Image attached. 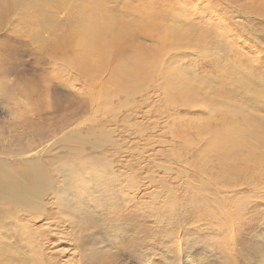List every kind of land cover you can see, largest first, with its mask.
Returning a JSON list of instances; mask_svg holds the SVG:
<instances>
[{
    "label": "rangeland",
    "instance_id": "374dc122",
    "mask_svg": "<svg viewBox=\"0 0 264 264\" xmlns=\"http://www.w3.org/2000/svg\"><path fill=\"white\" fill-rule=\"evenodd\" d=\"M10 1L0 176L37 163L48 184L41 213L0 196V264H264V176L245 146L208 140L264 122V0ZM93 2L148 58L133 89L102 64L84 90L94 102L51 64L73 58V14Z\"/></svg>",
    "mask_w": 264,
    "mask_h": 264
},
{
    "label": "bare ground",
    "instance_id": "6f19581e",
    "mask_svg": "<svg viewBox=\"0 0 264 264\" xmlns=\"http://www.w3.org/2000/svg\"><path fill=\"white\" fill-rule=\"evenodd\" d=\"M20 1L11 0L10 2L11 4H16ZM57 1L60 0H45L46 3H56ZM103 11H107V9L96 5L95 2L85 5L76 11L72 17L73 23L76 24L78 36V40H76L74 45V56L69 61L60 63L59 65H57L58 61L56 59L51 62L53 69L57 68L60 71L58 75L68 84L70 89L82 95H88L90 100L92 96L84 91L87 86L86 82L88 78H98L100 76L99 74L103 72L104 66L102 64L112 63L114 65L113 67L111 66L114 78L108 79L109 83L115 79L117 84L114 85V88L116 89L122 84L132 83L134 86L138 85L140 83L139 79H143L142 77H144V65L148 59L143 52H137V49L130 43L132 40L130 27L122 20L118 21L106 17ZM154 64L153 60L150 66ZM76 77L79 80L81 78L82 82L78 83L79 80ZM98 79L102 81L100 78ZM125 86L128 89H133L130 85ZM26 100L24 98L25 104L29 103ZM7 113L13 115V111L7 110ZM246 126L249 130L240 125L230 126L223 130L221 134L214 133L208 139L209 144L212 148H219L227 154L233 149L245 146L250 157L256 163L255 167L257 171L261 176H264V122L246 123ZM256 146L260 150L255 151ZM31 165L32 167L29 170L18 172L16 175L0 176V196L13 201L19 207H24L26 211L32 210L36 213H41L43 204L40 196L46 191L48 177L45 169L39 167L37 163H32ZM68 175L73 176L74 182H77V176L69 173ZM68 180L66 181L67 183ZM67 185L52 191L57 198L58 205L62 207H67L69 199L72 197L73 186L69 185L67 188ZM81 188L86 191L85 194L89 193L84 187ZM65 192L68 193V196L64 195ZM63 198H66L65 202Z\"/></svg>",
    "mask_w": 264,
    "mask_h": 264
}]
</instances>
